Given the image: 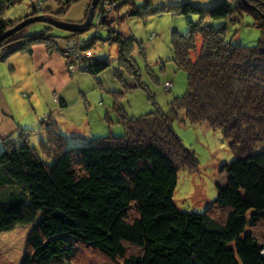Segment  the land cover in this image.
<instances>
[{
	"label": "trees",
	"instance_id": "1",
	"mask_svg": "<svg viewBox=\"0 0 264 264\" xmlns=\"http://www.w3.org/2000/svg\"><path fill=\"white\" fill-rule=\"evenodd\" d=\"M50 1L38 0L39 7L33 2L32 11L18 20L3 17L18 0H0V36L48 11ZM56 1L63 12L78 0ZM115 1L131 4L126 16L167 11L187 18V32L172 33V59L186 72V90L170 99L167 110L152 100L153 109L138 116L124 109L126 90L111 92L114 121L124 132L81 145L66 143L51 114L42 116L36 127L17 124L0 137V235L29 227L18 264H69L84 248L96 250L107 264H264V1L248 0L255 9L240 0L208 7ZM244 14L253 17L260 31L255 45L233 44L226 39V25L210 22ZM113 19L118 20L115 13ZM33 24L42 27L29 30ZM53 28L34 21L5 36L0 60L16 52L31 54L38 43L61 52L57 41L69 34ZM103 28L107 40L116 44L115 76L122 81V69L133 76V84L123 82L122 87L145 88L131 56L141 41L116 31L109 20ZM80 38L84 57L75 71L95 76L110 62L88 53L96 36ZM176 120L219 129L234 156L221 166L226 184L217 187L215 199L202 212L181 209L173 197L179 172L199 164L176 133ZM35 130L44 134L32 143Z\"/></svg>",
	"mask_w": 264,
	"mask_h": 264
},
{
	"label": "rangeland",
	"instance_id": "2",
	"mask_svg": "<svg viewBox=\"0 0 264 264\" xmlns=\"http://www.w3.org/2000/svg\"><path fill=\"white\" fill-rule=\"evenodd\" d=\"M35 1L37 3L38 0H18L17 3L4 10L3 17L19 20L32 11ZM212 1L151 0V3L154 7L170 2H189L195 5L199 3L203 4V7H208ZM85 2L86 0L75 1L61 12V2L51 0L45 6L52 8L42 11L39 15H46L59 21L82 23L86 20L91 6V4L85 5ZM122 2V4H114L113 0H95L90 26L77 35L68 32V36L57 41L61 52L58 50L54 52L59 53L63 59L62 47L67 37H80L81 35L89 40L96 36L88 53L98 59L107 58L110 62L106 69L95 76L87 70L69 71L73 81L65 89L63 107L59 106V102H56L53 95L47 93L45 85L39 78L32 77L29 80V73L23 72L21 75L18 73L17 78L7 63H0L3 64V66L0 65V110L4 118L13 117L20 120L33 118L38 113H51L66 143L69 146H77L88 142L93 137H104L107 134L120 135L124 132L123 127L114 121L116 116L111 110L113 105L111 92L113 91L126 90L122 95V103L128 115L138 116L151 111L153 109L152 100L163 110H167L170 99L183 94L186 90V72L179 68L172 59V33L176 31L178 34H185L188 30L187 18L167 11L143 16H126L123 12L128 11L131 4ZM135 2L140 4L139 0ZM232 3L233 1H230V4ZM114 13L118 16V20L113 19ZM122 18L125 19L120 22ZM188 18L197 20L193 14H189ZM108 20L116 31H127L141 41V47L135 44L131 56L137 66L139 79L144 84L142 87L145 86V88H123V82L133 84V76L131 77L124 69L121 74L122 81L115 76L114 68L116 70L119 67L115 60L117 48L115 43L107 40L108 32L103 28ZM210 22H213L215 26L226 25V39L233 44L255 45L260 35L259 29L253 26V17L249 14H244L233 21ZM40 26L42 27L41 24H33L29 30L38 29ZM52 32L65 34L67 31L53 28ZM196 39L199 45V34ZM5 71H8L9 75ZM35 84L36 90L34 89ZM36 91L40 95L39 102L35 101ZM149 94L152 95V99ZM25 99L30 101L29 105L25 103ZM106 111H109V117H105ZM173 127L182 143L195 152L199 161L197 168H186L179 172L174 200L181 209L202 212L215 199L217 187L226 184L227 175L221 170V166L232 160L234 156L219 129L214 130L204 123L190 124L181 120H176ZM40 133L44 134L43 130L34 131L30 138L32 143L39 141ZM28 231V226H19L12 231L1 233L0 264H18L27 249ZM69 262V264H107L96 250L90 248L80 249Z\"/></svg>",
	"mask_w": 264,
	"mask_h": 264
},
{
	"label": "crops",
	"instance_id": "3",
	"mask_svg": "<svg viewBox=\"0 0 264 264\" xmlns=\"http://www.w3.org/2000/svg\"><path fill=\"white\" fill-rule=\"evenodd\" d=\"M219 1L225 0H213L211 3ZM123 33L130 35V33L127 31H123ZM0 61V63H7L9 65V69L13 71L17 78L18 73L21 75L22 72L29 73V80H31L32 77L39 78L45 85L47 93L53 95L56 102H59V106H62V102H65V89L73 81V78L59 53L49 51L42 43H38L33 45L31 54H11L4 60ZM0 65L3 66V64ZM5 72L9 75L8 71ZM35 88L37 89L36 84L34 85V89ZM36 94L35 101L39 102L40 95L37 93V91ZM25 103L29 105L30 101L25 99ZM47 114L51 113H38L37 115H34L33 118L16 120L13 117L5 119L4 114L0 110V137H4L12 133L15 130L17 124L27 127L34 126L42 116Z\"/></svg>",
	"mask_w": 264,
	"mask_h": 264
},
{
	"label": "water",
	"instance_id": "4",
	"mask_svg": "<svg viewBox=\"0 0 264 264\" xmlns=\"http://www.w3.org/2000/svg\"><path fill=\"white\" fill-rule=\"evenodd\" d=\"M240 1L243 2L244 4L248 5L249 7L255 9L254 5L250 4L248 0H240ZM94 4H95V0H92L91 6L89 8V12H88L87 17H86V20L82 23L59 21V20H55L51 17H48L46 15H36V16L28 17L25 20L19 22L15 26H13L12 28L8 29L6 32H4L0 36V40L2 38H4L5 36L15 32L19 28H21V27H23V26H25L31 22H34V21L47 22V23H50L52 26H55L61 30H65L67 32L81 33L83 31H85L90 24V21L92 19V10H93Z\"/></svg>",
	"mask_w": 264,
	"mask_h": 264
},
{
	"label": "built area",
	"instance_id": "5",
	"mask_svg": "<svg viewBox=\"0 0 264 264\" xmlns=\"http://www.w3.org/2000/svg\"><path fill=\"white\" fill-rule=\"evenodd\" d=\"M113 3L116 4V1L113 0ZM38 5H40V3ZM81 41L80 37H67L62 47V56L64 57L63 59L68 71H75L77 61L84 57L83 51H81Z\"/></svg>",
	"mask_w": 264,
	"mask_h": 264
},
{
	"label": "clouds",
	"instance_id": "6",
	"mask_svg": "<svg viewBox=\"0 0 264 264\" xmlns=\"http://www.w3.org/2000/svg\"><path fill=\"white\" fill-rule=\"evenodd\" d=\"M228 1H234V0H228ZM81 37V36H80Z\"/></svg>",
	"mask_w": 264,
	"mask_h": 264
}]
</instances>
